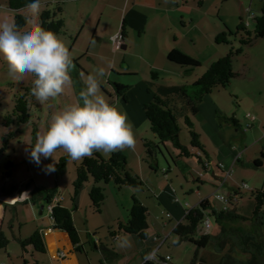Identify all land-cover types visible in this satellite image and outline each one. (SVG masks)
I'll use <instances>...</instances> for the list:
<instances>
[{"label":"rangeland","instance_id":"obj_1","mask_svg":"<svg viewBox=\"0 0 264 264\" xmlns=\"http://www.w3.org/2000/svg\"><path fill=\"white\" fill-rule=\"evenodd\" d=\"M68 1L69 0H42L43 6L40 10L39 17L44 10L48 8L53 10L57 4L62 5L64 10L63 19L66 20L65 23L67 29H65L63 34H60L59 36L64 39L70 51L73 53L74 67L71 71L72 83L65 89L63 94L54 99L50 98L49 101L43 104L38 102L35 97H32L29 101L30 121L26 124L18 125L17 120L14 119V123L6 126L5 117L13 112L14 99L24 93L23 88L31 84L33 85L32 82L34 77L32 74H24L19 78L14 77L9 72L7 62L3 58H0V194L1 190L9 187L11 183H23L21 186L24 187L30 183L31 188L36 185L37 187L46 189H57L58 195H62L63 197H65V193L69 190L67 186H70V189L73 192L72 183H74L76 178V167L82 164L83 158L79 160L67 159L63 164L62 159H66L68 155L61 149L57 150L55 153L56 161L51 157L47 159L41 157L40 164H37L31 157V146L35 145L37 136L43 134L47 130L51 118L56 112L60 111L65 106L78 102L79 93L85 87L87 76L89 74H94L98 67L108 69L106 70L107 76L102 78L101 92L110 103L115 104L116 106L119 105V107L125 109L124 106L121 105V103H124V100L117 98L113 90L112 85L115 82V79L110 78L108 75L109 71L111 72L112 61L111 59L106 61V55L108 54L102 49L93 48L91 51L92 56H88L86 53L80 56V50L83 49L86 51L89 47V38L86 39L85 36L87 35L89 37L92 35V31L97 25L96 16H93L96 14L95 9H98V13L99 11L102 12L103 9L108 8L102 3L105 0H85L84 2L71 4H68ZM107 1L119 2V0ZM180 1L182 4H180V9L172 14L173 20H175L174 25H177L175 29L172 28L173 30L167 31L165 28H160L162 26L160 21L154 27L152 24H149L148 27L152 30V33L148 36L144 35L140 39H136L135 44H133V56H129L128 61L132 62L137 68H139L138 71L140 74L138 75L137 80H143L145 78L144 72L148 77L151 76V71H149L147 62L148 60L149 62L156 64L158 67L161 66L160 68L162 70L157 71L160 74V85H192L194 82L198 81L206 71H208L212 62H216L219 56H221L219 58H222L230 52L231 48L240 47V36H231V45H216L215 38H217L220 33L227 30L236 33L242 18L245 20V23L249 25V31L253 32L256 23L255 19L264 15V0ZM152 3L153 2L151 1L150 4ZM156 3L157 2L155 1L154 4ZM183 3L186 5L184 6ZM80 4L88 8L87 10H90L91 13L89 12V14H91V16L87 18L86 30L77 40L74 47L73 43L76 38L74 37V40L65 34H67L66 30H68L71 25L75 24V11ZM174 7H176L175 4ZM106 10V13H111L110 8ZM144 11H147L150 15L154 13V10H151L150 7ZM20 13L27 14L23 10ZM108 14L107 17L103 19V22L109 20ZM16 15L17 11L9 9L6 0H0V20L15 17ZM183 16H185V19H183ZM175 18H177V20ZM156 29L164 30L162 35H165V33L170 34L172 32L173 36L170 37L172 40L171 44L176 47L173 48V50H180L182 53L198 59L202 66L200 68L196 67L194 70L186 74L180 71L182 68L179 65L169 63L167 61L168 52L164 49V43L161 44L164 39L158 37V44H161L160 46L163 48V51H159L158 46H156V43L153 41ZM136 33V38H139V32L137 31ZM183 35H185V37H182ZM174 37L177 38V42H175ZM146 45L149 47V51L146 50ZM242 47V55L235 57L233 60L234 73L238 74L239 77L234 79L231 85L227 88L215 90L216 92L214 91L213 95L210 94L208 97H217L218 94L217 96L215 95L217 91H220L222 95L220 98V105L222 108L229 110L231 113L229 114L230 116L236 115L239 120L244 121V117L247 114H251V116L254 117L250 106L255 99L260 98L257 91L264 88V39H257L251 46ZM220 51H224L225 53L222 55ZM119 64L122 66L121 61ZM119 68L121 67L118 66L117 69ZM122 79L125 83H128L129 80H131L129 76H124ZM152 90H156V87L153 86ZM202 104H204V101L201 105ZM177 106L180 110L183 109L180 103H178ZM198 107H200V104ZM180 110H175V114L179 118L178 122L181 129L179 136L180 142L184 146H190V130L184 121L185 116L183 110L181 112ZM190 117L196 130L199 131L196 123L197 118L193 115ZM146 124L145 127L141 126L139 130L134 129L137 138L134 149L125 148L123 150L112 152H121L126 156L129 170L143 179L146 188L144 190L131 189L126 186L118 188L112 182L101 183L100 186L105 191L106 200L103 203L102 212L96 213L92 208L89 196L91 187L94 183V180L90 179L89 183H86L82 190L80 196L81 199L78 203L80 211H75V221L82 232L81 237L84 240L89 238V236L86 237V233H83L87 228L86 219H88L91 224L100 227L97 232H95L96 235H91V238L96 239L104 237L103 242L107 238L109 240L110 249H116V241L114 242L109 234L110 229H116L117 222L115 221L120 219L126 222L129 219L133 197L135 196L150 211V218H148L150 227L148 234L149 237L146 241L140 238L138 239V237L129 236L131 240H137L134 242L143 249L139 253H136L137 261L133 263L145 264V261L143 262L144 257L151 252L153 248H156L158 251L155 259L152 260V262L156 264H192L198 248L191 242H178L176 234L173 233L177 219L176 217H168V213H171L168 209L169 207L166 206V204L160 205L156 195L160 193L162 195V192L166 187L170 192L174 189L175 192L178 193V197L182 200V202L179 203V206L183 209L184 213L185 209H187L185 207H195L202 199L209 198L211 205L217 211H221L227 206L228 210H234L236 213L243 215V217L252 218L257 202L250 195V191L254 189H264V165L262 168L255 167L253 165L254 161H249L246 155L249 157L255 156V152L257 151V154H259L257 157L261 158V153L259 152L264 151V144L257 148L255 147L249 154H246L243 157L244 160L241 161L242 163L246 162L248 168H245L242 163L236 165L232 170V175L227 185L218 189L221 181L216 179L215 176L210 178V174L204 171L203 167L194 157L181 159L179 166L176 165L169 153L171 152L174 154L173 157L176 158L177 153L171 143H168L166 147L160 145L159 148H155V157L151 158L147 156V151L143 144L144 140H142L146 138H142V135L143 137L144 135L149 137H147L146 140L154 141L155 138L153 139L154 134L151 132L147 121ZM232 129L235 130L234 127H232ZM155 142L158 141L155 140ZM234 146H237L240 151L243 147L237 142ZM238 148L235 147V149ZM98 153H101L100 155L105 159L109 158L112 154L103 152ZM210 156V162L212 164L211 169L213 168V170H215L217 166L216 155L211 152ZM53 163L55 164L56 170L54 172H48L47 165ZM163 171H168L169 173L166 175ZM8 172H10V176L7 175ZM199 179L203 182L202 184L198 182ZM207 180L209 182H207ZM197 187H201L200 192L197 191ZM238 188L241 189L242 194L237 198V201L233 203L234 206L218 199L219 195L224 196L229 200L232 193ZM171 195L173 198H176L175 194L171 193ZM67 202L68 205L71 206V200L67 199ZM40 203L41 204L36 208L37 212H40V209L38 208L42 207V205L45 206L46 212H48L45 202L40 200ZM29 207L34 208L35 205L28 202L25 204L19 203L15 208H13L12 205L7 206L2 231L6 234L9 244L5 248H0V264H24L22 246L18 241L14 240V236L19 235L18 230L20 228V222L21 224L23 223V235L33 233V224L26 223L28 220L29 222L31 221L28 210L26 212V209ZM210 221L212 227L208 230V233L211 235L219 234L221 227L216 224L214 218L210 219ZM12 225L15 226L14 230L12 229ZM241 225L246 230L252 228L251 223H242ZM201 230H204V226H201ZM87 248L89 252L94 253L92 243H89ZM117 248L121 250L116 251L118 258L110 260L111 258L107 256L105 257V264H127V258H129L130 253H125L123 248ZM130 249H133V246H131ZM218 253L219 251L217 250V247L214 246L208 247L207 249H200L198 255L199 257H210L211 255H215L219 258L220 256ZM34 255L42 261L45 260L44 263L49 264V261H47V257L44 254L35 253ZM78 255L86 259L84 252H78ZM167 257H170L171 259L169 262H165ZM236 257L245 258L242 255H237ZM26 258L33 263L31 254L26 255ZM96 264H101V262L96 260Z\"/></svg>","mask_w":264,"mask_h":264},{"label":"trees","instance_id":"obj_2","mask_svg":"<svg viewBox=\"0 0 264 264\" xmlns=\"http://www.w3.org/2000/svg\"><path fill=\"white\" fill-rule=\"evenodd\" d=\"M8 8L17 11L15 16L16 22L21 27L25 24L24 15L20 12L24 9L26 0H6ZM63 8L61 4H57L55 9L44 10L40 17L39 23L46 29L56 32L58 35L65 31V22L63 19ZM255 29L253 32L249 31V25L245 23L242 18L238 25L237 32L232 33L231 30L223 31L217 38L215 43L217 45L225 44L231 45V36L239 37L238 48H231L230 52L222 58L213 62L208 71L196 82L190 86H164L159 84V74L152 72V85L156 87L154 99L145 103L143 110L147 117L150 130L154 134L155 140H144L143 144L146 148V155L155 157V148L160 145L164 147L171 143L176 150L177 156L169 152L172 160L179 166L181 159H189L195 157L198 163L204 170L211 167L210 154L206 146L200 139V134L196 130L195 125L191 122V115L195 116L199 113L198 105L202 103L205 96L211 94L213 90L225 89L231 85L232 81L239 77L234 73L233 60L235 57L242 55V46H251L257 39H264V15L255 19ZM124 30V28H123ZM125 31V30H124ZM122 36L124 34L122 33ZM167 61L174 65H179L183 73H188L196 67L202 66L198 59L193 58L180 50H173L167 55ZM32 84L23 88L24 93L14 99L13 112L6 116V126L11 125L17 120L18 125L26 124L30 121V99L33 97L30 94ZM113 90L119 99H123L124 104L130 102L129 86L113 83ZM178 103L183 107L185 116V123L190 130V146H184L180 142V125L179 118L175 114V110L179 111ZM180 110V112L182 111ZM14 117V118H13ZM233 124L236 128L239 127L238 120L235 118L223 117ZM15 119V120H14ZM261 158L254 160L253 165L257 168L263 167L264 151L261 153ZM70 159H62L64 162ZM239 158H237L238 160ZM217 168L221 171V169ZM63 167V166H61ZM166 175L168 171H163ZM222 172V171H221ZM223 174V173H222ZM10 176V172L7 173ZM90 179L94 180L93 186L90 190V201L92 208L96 213L102 212V206L106 200L104 189L100 186L101 183H114L118 188L124 186L131 189L144 190L145 182L137 175L129 170V164L126 156L121 152L112 153L107 159L102 157L98 152H94L91 156L83 158L82 164L76 167V178L73 186V193L71 197L72 209L62 206L59 202V195L57 189H46L36 187L31 198H22V201L36 200L42 197L46 203L47 208L53 206L50 217L54 229L61 230L66 233L72 243L75 245L77 252H82L84 249L81 246L79 231L73 220V211L78 209L79 199L84 189V185L89 183ZM201 179L198 180L200 182ZM202 182V181H201ZM175 191V190H174ZM242 194L240 188L236 189L230 199L229 205L234 206L233 203L237 201ZM250 195L256 200L254 215L252 218L243 217L234 210L227 208L217 211L212 205L209 198L203 199L197 206L185 207V216L178 224L175 225L173 233L176 234L178 242H191L198 248L192 264H264V189H254L250 191ZM226 198V197H225ZM220 200V199H219ZM187 206V205H186ZM170 218V214H168ZM150 211L145 205L140 202L137 197H133L130 217L126 222H118L116 229H110V236L116 239L120 235L136 236L144 241L148 239ZM214 218L216 224L221 227V231L217 235H211L205 229L202 231L201 226H204L206 219ZM211 222V221H210ZM251 223L252 228L246 230L241 224ZM212 226V225H211ZM147 233V235H146ZM21 244L23 251L24 264H38L36 261L31 263L26 258L29 254V248H32L34 253L46 254V245L43 235L39 231H35L30 238H17ZM9 244L8 238L5 237L3 231L0 230V248L7 247ZM217 247L219 251L217 258L215 255L210 257H199L200 249H207L208 247ZM102 251L107 255H114L113 250L109 247H103ZM221 252V253H220ZM242 255L243 258L236 256ZM115 256V255H114ZM170 258V257H167ZM165 260V262H169ZM148 264H156L152 260Z\"/></svg>","mask_w":264,"mask_h":264},{"label":"crops","instance_id":"obj_3","mask_svg":"<svg viewBox=\"0 0 264 264\" xmlns=\"http://www.w3.org/2000/svg\"><path fill=\"white\" fill-rule=\"evenodd\" d=\"M84 1L85 0H69L68 4L80 3ZM151 1L153 2L152 4H150ZM155 1L157 2L156 4H154ZM180 2H181L180 0H119V2L117 3L115 1L113 2V1L105 0L102 3L105 4L104 6L110 8L111 13L109 14L106 13L107 11L106 9L108 8H105L103 9L102 12L99 11L98 13H97L98 9H95L96 14H94L93 16H96L97 25L94 27L92 31V35H90L89 37L87 35L85 36L86 39L89 38L88 40L89 47L86 51H84L83 49L80 50V56L84 53H86V55L88 56H92L91 51L93 48L102 49L104 52L108 54L106 55V59H107L106 61H109L110 59L112 60L111 72L109 71L108 73L109 77L114 78L115 82L117 83L129 86L130 102H128V104L125 105L124 103H121V105L124 106L125 109H123V107H119V105L117 107L121 108L127 113L130 121L134 125L135 130H139L141 126L145 127L147 125L146 124L147 117L146 114H144L145 112L143 110V107L145 103H149L154 99L156 90H152L153 89L152 77L151 76L148 77V75L145 72H144L145 78L143 80H137V77L140 74V72L138 71L139 68H137L135 64H133L132 62L128 61V57L131 55L133 56L132 46L133 44H135L136 39H140L142 36L144 35L148 36L152 33V30H150L148 27L149 24H152V26L154 27L160 21L162 23V26L160 28L162 29L165 28L167 31H171L173 30L172 28L174 29L176 28L177 25H174L175 20H173L172 14L176 13L177 10L180 9L182 5ZM174 4L176 7H174ZM183 5L185 6L186 4L183 3ZM149 7L151 10H154V13L151 15L147 11H144ZM87 9L88 8L82 6L81 4L78 5L77 10L75 11L76 22L74 25H71L68 30H66L67 34L65 35H68L73 39L74 37L76 38V40L74 39L75 41L73 43L74 47L76 45L77 40L80 38V36H82L84 31L86 30V21L88 20L87 18L91 16V14H89L90 10ZM107 14L109 20L103 22V19L107 17ZM175 19L177 20V18ZM183 19H185V16H183ZM65 21L66 20L64 19V22ZM123 28L125 31L123 30ZM65 29H67L66 23H65ZM162 29L155 30L154 32L155 36L153 41L156 43V46H158L159 51H163V48L160 45L164 43V49H166L167 52L170 53L171 52L170 50L176 48L171 44L172 40L170 39V37H172L173 34L171 32L170 34L165 33V35L164 34L162 35L164 31ZM137 31L139 32V38H136ZM122 33L124 34V36H122L123 48L119 51H116L113 38L115 35H119ZM158 37H162L164 39L162 40L161 44H158L159 41ZM182 37H185V35H183ZM174 40L175 42L178 41L176 37H174ZM146 48H147L146 50L149 51V47L147 45ZM220 53L223 55L225 52L220 51ZM219 57L218 59H220ZM120 61L122 62V66H120L119 64ZM147 62L149 66V71H151V75L152 72H157L162 70L160 68L161 66L158 67L156 64H153L148 60ZM118 66L121 68L117 69ZM124 76H129L131 80H129L128 83H125L124 80L122 79ZM213 93L214 90L211 94L213 95ZM257 94L260 95V98L255 99L253 104L250 106L251 107L250 109L252 110L253 115L255 117L254 121H251L249 118L251 114H247L244 117V121L239 120V118L236 115L230 116L229 115L231 114L230 111L222 108V106L220 105L221 104L220 98L222 96L220 91H217L215 95L217 97L213 98L212 96L211 97H208V95L205 96L203 100L204 104L202 105L200 104V107L198 108L199 113L195 115V117L197 118L196 123L199 130L198 133L201 136L200 139L202 143L206 146L207 150L209 151V154L212 152L216 155L217 164L223 163L228 169H234L236 165L242 163V161L244 160L243 157L246 154H249L251 150H253L255 147L257 148L258 146L264 144V88L259 89L257 91ZM223 117L235 118L236 120H238L239 127L236 128L233 124L229 123V121L224 119ZM248 126H249L248 130L245 132V129ZM232 127H234L235 130H233ZM147 137L148 136L146 135H144V137L142 135V138L147 139ZM236 142L240 143V145L243 146L241 151L237 146H234ZM235 147L238 149H235ZM257 153L258 152L256 151L255 156L249 157L248 155H246V157L249 161H254L258 159L257 155L259 154ZM237 158L239 159L237 160ZM210 161H211V156H210ZM242 164H244L245 168H248L246 166L247 165L246 162ZM211 167H209V169L204 171L210 174L209 176L210 178L215 176L216 179L220 180L223 175L222 172L217 168V166L215 170H213V168L211 169ZM207 182L209 181L207 180ZM199 183L202 184L203 182L200 181ZM21 185H23V183H19V184L11 183L9 187L1 190L0 220H2V225H3L4 217L7 212V206L9 205L10 206L12 205L13 208L17 207L19 203L25 204L29 202L30 204L35 205L34 208L29 207L28 209H26V212L28 210L31 218V221L29 222L28 220L26 221V223L33 224L34 226L33 233L35 231H39L42 233L45 245L47 247L46 248L47 252L45 256L47 257V261H49V264H96V260H99L101 264H105V257L107 256L111 258L110 259L108 257L110 260L118 258L116 251L117 250L121 251V250L118 249L117 247L116 249L113 248V253L115 256L114 255L110 256L108 254L106 255L102 251L104 246L109 247V240L107 238L104 242H103L104 237H99L96 239L91 238V235L94 236L96 235L95 232H97L98 228L100 227L91 224L88 221V219H86L87 228L83 233L84 234L86 233V237L89 236V238H87V240H84L81 237L82 232L78 228L77 223L75 221L76 219L75 211L76 212L80 211V208L78 206V209L73 211L72 216L74 223L79 231L78 233L81 241V246L84 247V249H82V252H84V254L86 255V259L84 257L79 256L69 236L66 233L61 232V230L54 229L53 223L50 220V216H49L50 213L46 212L45 206L42 205V207L38 208L40 209V212L39 213L37 212L36 208L41 204L40 200L44 201L42 197L36 198V200L34 201L32 200H27L25 202L22 201V198H26V197L27 199L31 198V194L37 186L34 185L31 188L30 183L27 184L26 187ZM67 188L69 190L67 191V193H65V197L60 195L59 202H61L62 206L68 209H72V205L71 206L68 205L69 201L67 202V199L68 200L71 199L73 192L70 189V186H67ZM200 190L201 187H199L197 191L200 192ZM171 193L175 194L176 198H173ZM156 196L160 205L166 204V206L169 207L168 209L171 211V213L168 214H170V218L176 217L177 219L176 224H178L179 222H181L182 219H184L185 213L183 209L179 206L180 205L179 203L182 202V200L178 197V193L175 192L174 189L172 190V192H170V190L167 189L166 187L164 188L162 195L160 193L157 194ZM120 221L125 222L120 219L115 222L118 223ZM22 225L23 223L21 224L20 222V228L18 230L19 235L14 236L15 237L14 240L16 241H18L17 238H21V239L30 238V236L33 234L32 233V234L23 235ZM14 228L15 226L12 225L13 230ZM4 235L7 238L5 233ZM113 241L115 242L116 239H113ZM131 241H132L131 246H133V249H130V247L123 248V251H125V253L127 254L130 253L129 258H127V264H134L133 262L137 261L136 253H139L141 250H143L141 246H139L136 242H134L137 240H131ZM89 243H92V247L95 254L88 251L87 246ZM126 250H131V251H126ZM29 254H31V257L33 258L32 262L36 261L38 264H47L44 263L45 260L42 261L40 258L35 257L34 255L35 253L32 248H29ZM144 261L145 260L143 259V262Z\"/></svg>","mask_w":264,"mask_h":264},{"label":"clouds","instance_id":"obj_4","mask_svg":"<svg viewBox=\"0 0 264 264\" xmlns=\"http://www.w3.org/2000/svg\"><path fill=\"white\" fill-rule=\"evenodd\" d=\"M42 6V0H26L23 11L27 14L22 27L15 17L0 20V58L7 62L14 77L33 75L30 94L41 104L65 92L72 83L74 67L73 53L64 39L39 23ZM106 76V69L98 67L87 76L78 102L52 116L47 130L31 146V157L37 164L41 157L56 161L55 153L61 149L71 160H79L94 152L135 148L136 132L127 113L110 103L101 92L102 78ZM55 170L54 163L47 165L48 172ZM218 199L223 197L218 195ZM116 245L129 248L132 241L128 235L117 236ZM157 251L153 248L144 257L145 264L155 259Z\"/></svg>","mask_w":264,"mask_h":264},{"label":"built area","instance_id":"obj_5","mask_svg":"<svg viewBox=\"0 0 264 264\" xmlns=\"http://www.w3.org/2000/svg\"><path fill=\"white\" fill-rule=\"evenodd\" d=\"M113 41L115 43V48H116V51H119L123 48V42H122V34H119V35H115L114 38H113ZM250 120L251 121H254L255 120V117L253 116H249ZM249 126L245 129V132L248 130ZM218 167L221 169L223 175L220 179L221 181V184L220 186L218 187L221 188V187H225L227 185V183L229 182L230 178H231V175H232V170L233 169H228L223 163H219ZM223 199H220L221 201L225 202V203H229V200H227V198H225L224 196H222ZM227 208V206H225V209ZM52 209H53V206H50L49 207V212L51 213L52 212ZM50 219L52 220V218L50 217ZM211 222L209 219H206L205 222H204V229L206 231H208L209 229H211ZM170 258H167V260H169Z\"/></svg>","mask_w":264,"mask_h":264},{"label":"water","instance_id":"obj_6","mask_svg":"<svg viewBox=\"0 0 264 264\" xmlns=\"http://www.w3.org/2000/svg\"><path fill=\"white\" fill-rule=\"evenodd\" d=\"M0 230H2V220H0ZM73 244V243H72ZM74 248H75V245L73 244Z\"/></svg>","mask_w":264,"mask_h":264}]
</instances>
